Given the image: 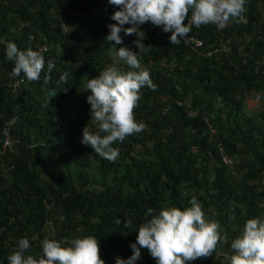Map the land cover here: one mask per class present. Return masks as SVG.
Returning a JSON list of instances; mask_svg holds the SVG:
<instances>
[{"label": "trees", "instance_id": "obj_1", "mask_svg": "<svg viewBox=\"0 0 264 264\" xmlns=\"http://www.w3.org/2000/svg\"><path fill=\"white\" fill-rule=\"evenodd\" d=\"M117 7L108 0H0L3 264L21 237L37 255L45 237L78 235H95L105 264H115L131 255L137 235L126 221L144 222L149 207L190 206L192 196L219 221L228 247L247 218L264 217V104L255 116L244 112L245 99L264 91V0H247L243 19L221 30L193 25L186 37L196 36L199 48L186 37L172 44L170 32L151 22L137 35L120 33L156 87H142L133 109L144 129L114 142L119 156L109 160L80 138L85 126L96 130L87 79L113 63L127 68L104 38ZM9 40L42 51L39 80L13 75ZM5 133L10 145L2 148ZM218 245L189 264H214ZM136 264L156 261L141 247Z\"/></svg>", "mask_w": 264, "mask_h": 264}, {"label": "clouds", "instance_id": "obj_2", "mask_svg": "<svg viewBox=\"0 0 264 264\" xmlns=\"http://www.w3.org/2000/svg\"><path fill=\"white\" fill-rule=\"evenodd\" d=\"M108 2L118 7L111 14L115 23L107 25L109 31L104 38L112 44L110 51L113 57L122 60L127 68L122 69L113 63L87 79L83 89L90 90L86 99L91 106L96 130L85 126L80 139L100 156L115 160L119 149L114 142H122L145 126L143 121L135 118L133 111L141 97V88L156 87L149 70L141 65L142 58L137 51L123 45L120 33L137 35L142 30V24L151 22L170 32L172 44H179L193 25L200 27L211 23L221 30L232 20L239 22L246 11L247 0ZM126 24L129 26L125 27ZM5 53L14 61L13 75L20 77L23 74L22 78L27 80L41 78L45 68L42 51L31 47L21 49L15 41L9 40ZM54 66V61L49 59L48 73ZM66 76L67 73H64L60 79L64 80ZM260 95L257 94L258 99ZM145 217L144 222L139 224L132 220L125 222V227L135 230L137 235L135 241L130 242L131 255L127 258L117 256L115 264H136L141 257V247L147 248L156 264H189L198 257L212 255L218 243L227 239L222 234L219 221L206 216L196 196H192L190 206L184 208L170 205L157 210L149 207ZM41 244V253L33 255L26 251L31 248L29 238H19L15 249L7 256L8 264H105L95 235H78L70 241L67 238L61 241L45 237ZM230 247L233 251L227 257V264H264V217L247 218L239 234L231 240Z\"/></svg>", "mask_w": 264, "mask_h": 264}, {"label": "rangeland", "instance_id": "obj_3", "mask_svg": "<svg viewBox=\"0 0 264 264\" xmlns=\"http://www.w3.org/2000/svg\"><path fill=\"white\" fill-rule=\"evenodd\" d=\"M261 96H264V91L260 93ZM264 102L257 98V93H252L251 97L246 98L244 101V112L247 115L255 116L262 108ZM212 219V218H210ZM218 256H216V259Z\"/></svg>", "mask_w": 264, "mask_h": 264}, {"label": "built area", "instance_id": "obj_4", "mask_svg": "<svg viewBox=\"0 0 264 264\" xmlns=\"http://www.w3.org/2000/svg\"><path fill=\"white\" fill-rule=\"evenodd\" d=\"M185 44L192 47V48H199L202 46V42L196 36H187L185 38ZM9 145H10V138H9L8 134L5 133L4 138L1 140V147L6 148ZM224 162L225 163H231V160H229L227 157H224Z\"/></svg>", "mask_w": 264, "mask_h": 264}, {"label": "crops", "instance_id": "obj_5", "mask_svg": "<svg viewBox=\"0 0 264 264\" xmlns=\"http://www.w3.org/2000/svg\"><path fill=\"white\" fill-rule=\"evenodd\" d=\"M219 255L218 258L215 259L214 264H227V257L233 251L231 247L226 245V241L223 240L219 243Z\"/></svg>", "mask_w": 264, "mask_h": 264}]
</instances>
